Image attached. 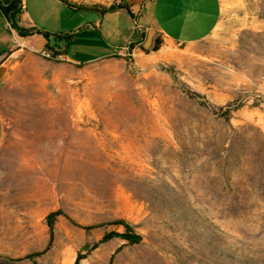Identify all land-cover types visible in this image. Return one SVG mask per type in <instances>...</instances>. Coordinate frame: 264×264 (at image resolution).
<instances>
[{"label":"rangeland","instance_id":"374dc122","mask_svg":"<svg viewBox=\"0 0 264 264\" xmlns=\"http://www.w3.org/2000/svg\"><path fill=\"white\" fill-rule=\"evenodd\" d=\"M136 4L29 13L75 57L113 53L18 45L42 75L0 108V263L264 264V0H221L201 41L130 48Z\"/></svg>","mask_w":264,"mask_h":264},{"label":"crops","instance_id":"0c3cea01","mask_svg":"<svg viewBox=\"0 0 264 264\" xmlns=\"http://www.w3.org/2000/svg\"><path fill=\"white\" fill-rule=\"evenodd\" d=\"M65 1L21 0L19 24L23 27L33 26V20L29 13L44 12L48 7H56L61 10L69 7L66 3H70L73 5L72 8L69 7L71 9L78 10L77 7H81V9L89 10L87 7L100 9L109 7L113 2V0ZM136 3H139L138 15H140L141 22L138 24V37L131 41H139L143 34L147 36L148 32L152 30L153 33L160 34L167 42L195 43L213 32L221 16V0H131L123 7L133 11L132 6L138 5ZM89 11L100 13L96 10ZM25 13L30 20L27 23L22 21ZM94 25H100V21L96 20ZM19 43H32L37 49H40L44 48L46 40L36 33L19 35L0 12V108L10 105L16 99L15 92L19 90L20 85L33 84L36 81L35 78L42 75V72L36 69V62L39 59L33 53L19 48ZM69 46L67 52L60 54L59 58L73 64H83L113 53L97 44L95 47H91V54H87L88 56L83 59L71 55ZM4 132L5 119L0 110V143Z\"/></svg>","mask_w":264,"mask_h":264},{"label":"trees","instance_id":"16d2710c","mask_svg":"<svg viewBox=\"0 0 264 264\" xmlns=\"http://www.w3.org/2000/svg\"><path fill=\"white\" fill-rule=\"evenodd\" d=\"M66 2L65 0H63ZM69 7H73L70 3H66ZM114 8H126L128 12L130 10L127 7H115L113 5H110L109 7H101L100 9H97L95 7H87L89 10H96L100 13L109 11ZM77 9H81V7H77ZM0 12L5 16L7 21L9 22V25L17 31V33L21 36L30 35V34H40L43 36V38L46 40V43L44 45V49L51 52V57H56L60 54H65L67 52L69 43L72 39V33H64V34H55L52 35L46 31L40 30L36 28L35 26L30 27H23L19 24V15L21 14V0H0ZM137 41H131L128 43L127 46L130 48L133 47V45ZM158 44L153 45V49H157ZM55 213H51L49 218L54 216ZM52 220V219H51ZM49 221V225L52 226V221ZM118 224H122L125 227V231L122 233H115L122 238L126 239L130 243H136L139 242L141 239L140 234L134 233L131 231L130 225L124 220V219H117L115 221ZM109 235L105 236L104 238H108ZM75 263L78 264V257L75 260ZM0 264H6V263H0Z\"/></svg>","mask_w":264,"mask_h":264},{"label":"built area","instance_id":"2783aa9c","mask_svg":"<svg viewBox=\"0 0 264 264\" xmlns=\"http://www.w3.org/2000/svg\"><path fill=\"white\" fill-rule=\"evenodd\" d=\"M128 1L129 0H113L112 5L115 7H120V6L126 5ZM19 45L23 46L24 43H19ZM29 48L32 50H36L37 52H39L42 56H44L46 58L51 57V52L48 50H45L44 48L34 49V47L32 45H29Z\"/></svg>","mask_w":264,"mask_h":264},{"label":"water","instance_id":"95a60500","mask_svg":"<svg viewBox=\"0 0 264 264\" xmlns=\"http://www.w3.org/2000/svg\"><path fill=\"white\" fill-rule=\"evenodd\" d=\"M152 34H153V31L150 30V31L148 32V34H147V38H146L145 43L150 42V40H151V35H152Z\"/></svg>","mask_w":264,"mask_h":264}]
</instances>
